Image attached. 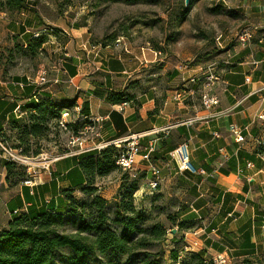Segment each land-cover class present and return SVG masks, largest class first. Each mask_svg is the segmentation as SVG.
<instances>
[{
	"label": "crops",
	"instance_id": "1",
	"mask_svg": "<svg viewBox=\"0 0 264 264\" xmlns=\"http://www.w3.org/2000/svg\"><path fill=\"white\" fill-rule=\"evenodd\" d=\"M255 12L254 19L264 26V19L260 18L264 8ZM19 17L20 24H15L14 36L23 42L27 36L35 37V34L48 37L42 52L48 53L46 45L50 43L55 61L49 67L45 85L38 82V72L32 81L21 78L9 87L0 83V91H6L0 100L6 101L7 108L13 103L21 106L45 101L56 105L75 103L81 108V117L90 115L102 119L101 137L96 143L112 144L131 135L141 136V154L136 164L140 172L150 170L144 157L151 149L153 159L166 162L163 166L167 170H175L171 154L187 144L190 162L197 170L192 179L197 180L200 194L194 216L196 219L210 217L211 209L214 218L212 225L204 228L206 233H219L225 244L232 245L237 258L254 255L255 233L264 227L261 221L264 218V163L257 153L264 147V122L259 119L264 112V30L245 46L238 42L237 35L225 40L226 46L219 49L225 59L213 68L215 77L210 80V67L204 68L201 64H169L159 58L160 52L132 47L123 50L115 42L87 46L84 28H72L65 37L48 34L50 28L44 27L40 17L30 8ZM187 19L181 22L178 18L176 23L181 25ZM170 43L167 42V46ZM63 52L66 54L62 57ZM192 78L197 79L196 84L191 83ZM247 78H250L249 83ZM182 88L184 102L175 98ZM95 90L125 93L133 99L126 106L113 105L93 95ZM210 90L220 100V105L212 112L202 106V95ZM22 117V113L12 115L8 110L2 111L0 125L4 134L10 136V120ZM81 117L77 121L79 124L85 122ZM192 118H197L192 127L181 124ZM231 124L244 129L245 143L237 144L230 137L228 127ZM56 127L49 140H38L39 147L49 149L54 155L67 151L69 140L68 133ZM54 135H58L62 143L60 139L55 140ZM79 161V156H72L55 162L50 174H44L33 189L23 183L10 187L4 181L5 188L0 190V232L15 217L12 215L15 210L47 206L52 200L56 201L62 191L73 188L75 183L68 174L78 167ZM75 181L77 183L78 179ZM121 183L120 180L117 189ZM204 229L199 230L203 232ZM193 236L187 233L186 243L194 239ZM209 238L207 235L204 245L201 242L200 246L208 260L210 254L215 257L229 253L224 243L215 244Z\"/></svg>",
	"mask_w": 264,
	"mask_h": 264
},
{
	"label": "rangeland",
	"instance_id": "2",
	"mask_svg": "<svg viewBox=\"0 0 264 264\" xmlns=\"http://www.w3.org/2000/svg\"><path fill=\"white\" fill-rule=\"evenodd\" d=\"M134 1L135 4L126 3L125 0L120 2L26 0V6L40 17L44 27L54 29L57 34L64 37L66 36L64 32L72 28H84L87 46H103V44H110L119 39L122 41L121 44L115 45L121 46L123 50L132 47L160 52L159 58L169 64L178 62L185 66L201 64L204 68L210 67L211 74L214 72L213 68L219 66L225 59V55L220 53L221 48L216 42L219 36H223L225 42L235 35L238 38V35L248 27L264 30L263 24L254 19L255 10L260 11V8H264V0H197L191 8L187 21L181 25H178L176 20L179 14L184 12L185 0ZM221 6L223 11H221ZM4 9H0V83L9 87L21 78L32 81L37 72L39 73L42 69H47L49 73V67L55 61L54 54L49 47L52 45H49L50 43L46 45L48 53L45 51L42 52L43 54L39 51L36 55L28 53L25 42L14 36V26L20 24L19 14L16 11ZM232 15L239 17L233 19ZM256 16L260 17V15ZM260 18L264 19V14ZM169 38L173 40L176 38L177 42H171L170 46H167ZM56 54L59 56V53ZM216 63L218 65H214ZM212 76L215 77L214 74ZM5 92L0 91V96H5ZM54 136L55 140L60 139L59 143H62L58 135ZM8 143L14 148L18 142L9 137ZM46 151L49 152V149ZM2 160H0V190L5 188L6 177L5 169L4 171L2 169ZM149 161V165L158 163L160 169L161 178L155 190L149 185L155 178L152 172L150 170L140 172L135 167L136 177L131 176L132 172L119 170L112 172L108 177L98 179L97 186L101 190L99 194L107 198L109 202H114L121 187L124 193L131 183L135 181L138 183L139 190L133 196L136 210L145 215H151L154 222H160L166 230L164 242L155 244L151 249L163 259V264H172L170 251H175L176 248L180 251L179 255L182 260L188 258L191 253L186 250L189 247L186 240L183 245L184 249L183 246L177 247L176 245V241L187 239V233L193 235L194 232H198V235L193 236L194 239H190L191 243L195 240L199 242L194 253L201 252V242L203 246L207 235H210L208 240L215 244L219 241L224 243L219 233L209 234L204 229L209 228L208 224L212 225L214 217L211 209L210 217L202 216L196 219L194 216L193 209L196 208V199L200 195L195 183L197 180L192 179L194 176L187 172L181 173L178 163L174 160L176 169L171 171L163 166L166 162L161 160L159 163L158 159H153L151 155ZM124 178H127L125 186H122V183L117 189V184L120 180L124 182ZM76 197L80 200V204L87 203L89 200L88 196L82 194ZM211 206L212 201H210ZM181 222L185 223L183 229L179 227ZM202 228L204 231L200 232L199 229ZM65 231L71 233L72 229L67 227ZM253 243L256 251L254 255L248 256L249 259L257 264H264V227L255 233ZM224 245L229 249V264H241L245 257L237 258L232 245L227 243ZM213 257L210 254V258ZM100 258L102 259L100 264H126L127 261V257H114L111 253L100 256ZM131 264H135V260H132Z\"/></svg>",
	"mask_w": 264,
	"mask_h": 264
},
{
	"label": "trees",
	"instance_id": "3",
	"mask_svg": "<svg viewBox=\"0 0 264 264\" xmlns=\"http://www.w3.org/2000/svg\"><path fill=\"white\" fill-rule=\"evenodd\" d=\"M194 1L190 0L189 4L184 1V12L179 14L181 22L189 16ZM125 2L136 3L134 0ZM0 7L16 11L17 14L28 9L26 0H2ZM51 34L57 35V32L54 30ZM47 41L46 36H27L26 51L36 55L40 50L42 52ZM173 41L169 38L167 42ZM93 95L113 105L128 103L133 99L125 93H100L97 90ZM7 105L5 100H0V113L8 110L12 115L22 113L23 117L10 120V136L4 134L0 125V140L9 145L8 138L14 139L18 143L16 147H11L31 158L46 152L38 146V140H49L52 129L58 126L62 111L77 107L75 103L56 105L46 101L24 106L13 103L8 108ZM86 123L69 124V129L77 134ZM120 152L119 147L110 145L101 151L79 155L78 167L68 174L75 183L73 188L62 191L61 196L47 206H32L14 215L9 225L0 232V264H96L97 261L100 264V256L108 253L114 257H127L126 264H131L132 260H135V264H163V259L151 249L155 244L164 242L166 230L160 222H154L151 215L136 210L133 196L139 190L138 183H131L124 193L121 187L114 202L99 194L97 180L121 170L116 165ZM0 155H3L1 149ZM2 166L8 186L14 187L26 180V169L14 161L3 159ZM75 179H78L77 183ZM126 179L124 182L122 180V186H125ZM78 194L88 196L87 203L80 204L76 197ZM184 224L181 222L179 227L183 229ZM67 227L72 229L71 233L65 231ZM176 245H185V239L176 241ZM170 252L172 264H215L203 252L191 253L186 260L181 259L178 248ZM241 264L257 263L248 257Z\"/></svg>",
	"mask_w": 264,
	"mask_h": 264
},
{
	"label": "built area",
	"instance_id": "4",
	"mask_svg": "<svg viewBox=\"0 0 264 264\" xmlns=\"http://www.w3.org/2000/svg\"><path fill=\"white\" fill-rule=\"evenodd\" d=\"M54 29H48L47 33H53ZM257 27H248L243 30L238 35V42L242 45H248L260 32ZM66 34V32H64ZM39 34H35V37H38ZM121 40L117 39L115 44H121ZM217 45L224 49L226 45H224L223 36H219L216 39ZM213 79V76H210V80ZM191 83L196 84L197 79L192 78ZM38 82L41 85H45L48 83V72L47 69H42L38 75ZM246 82H250V78L246 79ZM211 88V87H210ZM185 91L179 90L176 92L175 98L180 101H185ZM128 105V103H124L123 106ZM220 105V100L217 95H214L212 91L206 92L202 95V106L206 111L212 112L215 108ZM81 108L79 106L74 109H64L61 113V118L58 121V127L65 133H68L69 140L67 142V151L62 154H52L50 152H43L41 155L31 158L22 155L21 151L13 149L8 144L4 143L0 140V149L3 152V156L5 160L11 161L26 169V180L23 182V185L27 186V188L33 189L38 181L43 179L44 174H50L51 166L55 162L60 159L66 157H74L82 154H89L92 152H97L103 150V148H107L110 145H115L117 148L121 150L119 156L116 161V165L123 171L132 172V177H136V173H134L137 157L141 154V145L140 139L141 136L131 135L129 137L123 138L119 141H116L112 144H98L96 140L101 137V127L100 123L102 122L101 118H93L89 116H80ZM82 121L88 122L87 125L81 129L77 134H73L69 129V124H75L80 119ZM259 119L264 122V112L259 116ZM197 118L188 119L187 121L181 123L187 127H192L196 123ZM229 135L237 144H243L246 141L244 136V129L240 128L236 124H231L228 127ZM153 152L151 149L149 153L144 157V160L150 162V154ZM172 159L178 163V168L181 173L187 172L190 174H195L197 170L193 167V164L190 162L189 149L187 144H182L179 146L171 154ZM258 158L264 163V147L262 151L258 154ZM149 169L152 172L154 181H152L149 185L151 189H156L159 180H160V169L157 164H150ZM204 173L203 171L200 172ZM194 210V209H193ZM26 211V210H24ZM22 210H15L13 215H19ZM195 236L198 235V232L193 233ZM188 248H186L189 253H194L196 247L199 246V242L197 240L192 243H188ZM210 261H213L215 264H229L230 257L228 253L217 255L213 258H210Z\"/></svg>",
	"mask_w": 264,
	"mask_h": 264
},
{
	"label": "water",
	"instance_id": "5",
	"mask_svg": "<svg viewBox=\"0 0 264 264\" xmlns=\"http://www.w3.org/2000/svg\"><path fill=\"white\" fill-rule=\"evenodd\" d=\"M190 0H186V3L188 4Z\"/></svg>",
	"mask_w": 264,
	"mask_h": 264
}]
</instances>
